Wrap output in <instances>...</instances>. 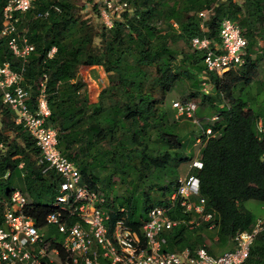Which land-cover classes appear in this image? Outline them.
Segmentation results:
<instances>
[{"label":"trees","instance_id":"16d2710c","mask_svg":"<svg viewBox=\"0 0 264 264\" xmlns=\"http://www.w3.org/2000/svg\"><path fill=\"white\" fill-rule=\"evenodd\" d=\"M128 2L129 9L111 29L103 24L98 4L94 7L100 19L98 24L81 20L76 5L69 0H35L27 12L18 13L20 28L25 26L23 30L35 46L25 64V86L34 99L44 75L48 77L52 112L49 123L58 131V147L77 164L84 181L97 189L100 172H106L110 187L117 171L123 175L130 170L143 171L137 163L144 170L154 166L165 170V161H161L164 154L184 157V143L176 132L178 121L157 105L163 103L179 79L190 81L194 88L199 80L213 85L214 96L203 95V102L208 101L219 111L215 112L213 125L204 128H211L212 133L203 136V167L192 170V174L200 179V197L215 215L217 241L229 245L238 231L251 229L247 223L252 212L243 202L256 200L264 204V80L259 82L254 97L249 89L252 78L238 76L234 70L222 77L208 73L203 52L192 49L191 39L199 36L218 41L221 21L230 18L239 23L248 39L247 63L254 47L260 41L264 43V0H244L242 4L235 0ZM6 4L7 0H0V32ZM47 10L50 14L46 19L37 17ZM203 11H209L204 27L199 16ZM0 38V65L10 61L18 69L19 62L9 50L7 40ZM96 38L101 39L102 45L96 44ZM179 41H184L190 51L178 50L175 45ZM52 47L57 52L47 59ZM82 66L102 67L116 78L101 91L97 103L91 102L87 83L81 77ZM253 66L254 63L250 65ZM241 84L244 87L239 90ZM188 91L194 93L192 89ZM255 99H262L259 112L250 107ZM184 101H189L187 93ZM197 110L204 115L202 107L197 106ZM15 120L16 113L3 104L0 89V200H9L17 189L13 179L20 178L21 191L37 203L29 213L39 227H44L51 210L49 204L57 194L59 176L39 162L35 141ZM178 178L171 183L174 187L169 196ZM167 201L133 196L120 203L127 205L129 225L140 231L148 211ZM105 206L112 211L115 222L119 209H114L112 202ZM175 217L189 221L192 215L177 211ZM208 226L209 223H202L191 230H211ZM189 230V226L180 224L166 232L164 251L194 249L204 242L202 236L192 240ZM245 264H264V231L256 237Z\"/></svg>","mask_w":264,"mask_h":264},{"label":"built area","instance_id":"2783aa9c","mask_svg":"<svg viewBox=\"0 0 264 264\" xmlns=\"http://www.w3.org/2000/svg\"><path fill=\"white\" fill-rule=\"evenodd\" d=\"M34 2L7 0L3 9L0 36L7 40L19 67L14 69L10 61L0 65V89L3 104L16 113V123L22 124L35 141L40 152L39 162L47 164V170H54L59 182L44 227H39L29 213L36 207V201L20 189H15L9 200H0L3 205L0 264H245L256 237L264 231V219L257 220L250 230L238 231L232 238L233 247L218 256L205 245L164 251L167 244L164 234L180 224L190 229L202 223H209L211 230L216 227L214 213L207 210L205 199L200 197V179L192 174V170L203 167L201 154L192 163L189 173L178 178L168 201L148 211L140 231L129 225L127 208H119V218L112 221V211L106 208L105 199L84 181L77 164L58 147V131L49 123L52 112L48 103V77L44 75L34 99L25 86V64L35 46L26 30L20 28L17 14L27 12ZM94 2L99 5L102 22L108 29L129 9L128 0ZM49 14L47 10L37 17L46 19ZM199 16L204 27L209 11ZM191 46L203 52L206 71L220 77L246 63L248 39L239 23L230 18L221 21L218 41L196 36L191 39ZM56 52L57 48L52 47L47 59H52ZM202 86L206 91L209 89L206 80ZM173 107L178 116H186L199 124L197 104L193 100L176 101ZM259 128L262 129V122ZM211 131L208 128L205 135H211ZM177 211L190 214L192 218L189 221L176 218ZM49 226L57 229L61 241L47 237L44 230Z\"/></svg>","mask_w":264,"mask_h":264},{"label":"rangeland","instance_id":"374dc122","mask_svg":"<svg viewBox=\"0 0 264 264\" xmlns=\"http://www.w3.org/2000/svg\"><path fill=\"white\" fill-rule=\"evenodd\" d=\"M76 5L78 10L77 16L81 20H88L93 24H98L100 19L97 15L94 0H69ZM226 1V0H223ZM237 3H243L244 0H235ZM25 26H21V29H24ZM1 39V38H0ZM96 44L102 45V41L100 38H96ZM175 47L178 50L190 51V47L184 43V41H179ZM180 56V55H178ZM180 58V57H179ZM254 63L253 67L250 65ZM234 70L235 73L240 76L244 74L243 77H250L252 81L250 82L249 89L251 91L252 96L257 97V91L259 82L264 80V43L260 41L254 49L250 56V61H247L246 65L237 67ZM151 71H154L152 68ZM81 77L86 81L88 92L90 95V99L92 103H97L100 99V93L106 87H108L112 82L116 81L114 75L106 73L102 67L95 66H82L80 68ZM242 76V75H241ZM232 77V76H230ZM203 81L198 82V87L194 88L190 81L182 78L179 79L171 91L169 93L162 104H158L157 108H161L162 111H166L171 114V118H175L178 121V127L176 132L182 138L184 147H183V155L184 157H178L174 154H164L161 161H165V170L162 166H154L149 169H145L137 163L138 167L143 171L130 170L127 171L125 175H123L120 171L114 173L111 186L108 187V180H106V172H100L101 181L96 185V191L98 194L105 199L107 202L114 203L116 208H127V205L121 204L123 198H131L133 196H138L142 199H150L152 201H166L169 197L170 191L174 187L171 185L172 182H175L178 177L186 176L189 173L190 167L196 158L200 157V152L203 147V136H205V126H212L214 121L212 118L216 115L215 112L219 111V108L215 110L210 106L208 101L203 102V95L208 97L214 96L215 88L214 86H209L208 90H204L201 85ZM244 85V84H243ZM242 84L239 87V90L244 87ZM192 89L194 92L192 95L188 91ZM209 93H206L208 92ZM187 93L189 96V100H193L198 108H203V116L200 112H196V119L199 124L195 123L193 120L186 116H178L176 110L173 107V104L176 101H184V96ZM238 95H240V91H238ZM243 95V94H242ZM161 95L158 96L160 98ZM242 98L247 100V96L243 95ZM260 100H256L253 103H250V107L259 112ZM254 104V105H253ZM220 107V106H219ZM156 156V154H154ZM13 186L17 189L22 188V180L18 177L13 179ZM21 190V189H20ZM124 201V200H123ZM51 204V203H50ZM243 205L248 208L252 212V217L247 223V228H252L254 224L259 219H264V204L256 200H247L243 202ZM44 232L47 237L50 239L53 238H61L62 236L58 233L57 229L53 226L47 227ZM189 235H192L193 238L197 236H202L204 238V242L199 245H205L213 255L218 256L223 254L225 251L230 249L232 246V242L229 245H221L217 241V233L214 230H189ZM194 246V247H196Z\"/></svg>","mask_w":264,"mask_h":264},{"label":"bare ground","instance_id":"6f19581e","mask_svg":"<svg viewBox=\"0 0 264 264\" xmlns=\"http://www.w3.org/2000/svg\"><path fill=\"white\" fill-rule=\"evenodd\" d=\"M48 82V81H47ZM202 161V160H201ZM57 184V183H56ZM98 190V189H97ZM202 227V226H201ZM209 227V226H208ZM198 247V246H197Z\"/></svg>","mask_w":264,"mask_h":264},{"label":"crops","instance_id":"0c3cea01","mask_svg":"<svg viewBox=\"0 0 264 264\" xmlns=\"http://www.w3.org/2000/svg\"><path fill=\"white\" fill-rule=\"evenodd\" d=\"M95 67H99V66H95ZM103 69V68H102ZM229 250V249H228Z\"/></svg>","mask_w":264,"mask_h":264}]
</instances>
